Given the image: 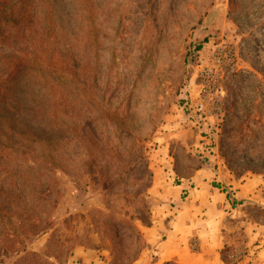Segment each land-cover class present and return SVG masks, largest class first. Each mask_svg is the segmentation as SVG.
Instances as JSON below:
<instances>
[{
	"label": "rangeland",
	"instance_id": "rangeland-1",
	"mask_svg": "<svg viewBox=\"0 0 264 264\" xmlns=\"http://www.w3.org/2000/svg\"><path fill=\"white\" fill-rule=\"evenodd\" d=\"M202 167L264 195V0H0V264L145 259ZM227 209L223 264H264V204Z\"/></svg>",
	"mask_w": 264,
	"mask_h": 264
},
{
	"label": "crops",
	"instance_id": "crops-1",
	"mask_svg": "<svg viewBox=\"0 0 264 264\" xmlns=\"http://www.w3.org/2000/svg\"><path fill=\"white\" fill-rule=\"evenodd\" d=\"M199 169L190 182L191 184L198 182V195H171V197L160 195L164 201L168 202L155 209L151 224L146 227L144 233L147 247L146 257L135 260L134 264H166L168 262L223 264L221 250L225 241L223 242L222 239V221L228 212L227 208L233 209V205L226 194L200 195L201 189L212 187L210 179L203 178L212 171L205 167ZM250 184L245 185L243 195L240 193L232 195L234 199L241 202L237 205L244 206L251 201L264 204V195H256L254 190H250ZM179 200L181 202L180 214L171 216L172 211L170 212L167 208L169 202L172 204ZM259 208L262 207L259 205ZM217 219H219L218 223ZM260 223L261 221L258 224L259 234L261 225L264 224Z\"/></svg>",
	"mask_w": 264,
	"mask_h": 264
},
{
	"label": "trees",
	"instance_id": "trees-1",
	"mask_svg": "<svg viewBox=\"0 0 264 264\" xmlns=\"http://www.w3.org/2000/svg\"><path fill=\"white\" fill-rule=\"evenodd\" d=\"M218 186V185H215ZM228 195L227 197L229 198V200L231 201L233 207L236 206L237 204H240L241 202H239L238 200L234 199L232 195H229V192L227 191ZM167 264V263H166ZM168 264H170V262H168Z\"/></svg>",
	"mask_w": 264,
	"mask_h": 264
}]
</instances>
